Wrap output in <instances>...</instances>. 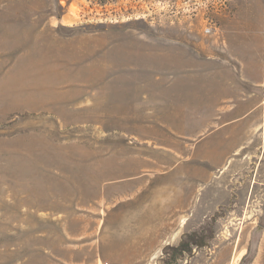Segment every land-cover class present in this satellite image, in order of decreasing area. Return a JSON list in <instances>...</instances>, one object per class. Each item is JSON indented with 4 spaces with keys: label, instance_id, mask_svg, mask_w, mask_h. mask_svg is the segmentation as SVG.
<instances>
[{
    "label": "rangeland",
    "instance_id": "1",
    "mask_svg": "<svg viewBox=\"0 0 264 264\" xmlns=\"http://www.w3.org/2000/svg\"><path fill=\"white\" fill-rule=\"evenodd\" d=\"M258 19L264 0H0V264H264V102L233 156L194 148L216 127L196 58L219 72ZM180 91L186 123H162Z\"/></svg>",
    "mask_w": 264,
    "mask_h": 264
},
{
    "label": "crops",
    "instance_id": "2",
    "mask_svg": "<svg viewBox=\"0 0 264 264\" xmlns=\"http://www.w3.org/2000/svg\"><path fill=\"white\" fill-rule=\"evenodd\" d=\"M260 12L258 10V14ZM239 23L247 26L237 33L230 56L226 60L223 59L224 56H217L220 60L219 72L216 68L213 71L208 68V63H217L214 60L206 61L199 56L196 58L197 107L216 111L215 129L196 139L194 147L195 150L204 148L214 151L208 155L233 156L235 149L230 142L235 139L226 137L228 127L249 124L248 118L253 110L260 108L264 102V23L259 19ZM210 76L212 82L207 83L206 79ZM180 92V104L174 103L171 117H179L181 120L162 123H186L190 107L188 100L183 103L184 94L183 91Z\"/></svg>",
    "mask_w": 264,
    "mask_h": 264
},
{
    "label": "trees",
    "instance_id": "3",
    "mask_svg": "<svg viewBox=\"0 0 264 264\" xmlns=\"http://www.w3.org/2000/svg\"><path fill=\"white\" fill-rule=\"evenodd\" d=\"M93 2H96V3H106L107 1H109V0H92Z\"/></svg>",
    "mask_w": 264,
    "mask_h": 264
},
{
    "label": "built area",
    "instance_id": "4",
    "mask_svg": "<svg viewBox=\"0 0 264 264\" xmlns=\"http://www.w3.org/2000/svg\"><path fill=\"white\" fill-rule=\"evenodd\" d=\"M209 30H210L209 28H206V32H209Z\"/></svg>",
    "mask_w": 264,
    "mask_h": 264
}]
</instances>
